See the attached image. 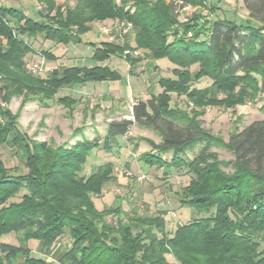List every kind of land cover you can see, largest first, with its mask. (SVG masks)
I'll list each match as a JSON object with an SVG mask.
<instances>
[{
	"label": "trees",
	"instance_id": "16d2710c",
	"mask_svg": "<svg viewBox=\"0 0 264 264\" xmlns=\"http://www.w3.org/2000/svg\"><path fill=\"white\" fill-rule=\"evenodd\" d=\"M36 1L34 15L0 5V148L14 149L26 168L7 167L0 155V264H47L32 254L29 242L47 254L65 234L59 264H264V117L235 128L223 140L204 128L195 112L170 107L167 95L168 90L184 91L197 105L217 103L220 92L228 94L220 99L226 106L254 100L264 90V0H242L256 24L206 19L200 12L177 20L176 8L202 5V0ZM106 19L122 27L130 23L133 43L82 38L93 22ZM37 37L55 46L89 44L93 63L64 64L43 77L33 74L25 56L35 52L29 40ZM132 49L154 60L166 58L173 64L172 76H160L161 91L132 105L133 119L109 120L102 139L83 136L52 147L30 138L5 106L11 87V93L26 89L42 100L63 86L121 80L118 70L101 62L123 56L133 74L142 58L124 53ZM40 53L57 58L49 50ZM202 77L211 84L190 87ZM58 99L67 107L76 104L70 96ZM133 123L153 128L161 137L157 143L142 138L151 145L140 154L144 163L185 167L189 173L177 200L191 216L174 229L168 228L164 210L139 213L120 204L95 206L93 198L114 178L112 161L82 173L93 149L109 151L119 145L118 138ZM80 131L75 128L73 134ZM212 146L233 157L218 159ZM5 235H13L16 243L3 240Z\"/></svg>",
	"mask_w": 264,
	"mask_h": 264
},
{
	"label": "rangeland",
	"instance_id": "374dc122",
	"mask_svg": "<svg viewBox=\"0 0 264 264\" xmlns=\"http://www.w3.org/2000/svg\"><path fill=\"white\" fill-rule=\"evenodd\" d=\"M66 1L68 0H56L59 4ZM202 2V5L187 4L176 8L177 20L184 22L192 13L200 12L206 19L219 17L239 23H244L245 19H249L248 22L256 24L250 18L242 0H202ZM24 3L30 5L31 9L24 8L30 15H34L35 11L39 9L36 0H0V5H13L18 8H21ZM121 25L112 19L93 22L91 30L85 33L82 38L87 42L121 41L123 39L132 42L130 23L123 27ZM29 42L35 52L25 56L26 68L33 74L42 77L52 68L64 64L91 65L93 63L90 59L92 48L89 44L55 46L45 42L41 37L30 39ZM41 50L52 51L57 55V58L47 59L40 53ZM130 52L142 58L132 69L133 74L129 73V65L123 56L112 55L101 62V64H108L118 70L122 75L121 80L63 86L54 93L53 97L42 100L28 94L27 92L30 90L26 91V89L21 90L20 93L15 91L11 93V87L9 88L10 98L5 106L16 116L20 129L30 138L44 140L52 147L64 142L70 145L83 136L90 139H102L106 123L109 120L133 119L132 105L139 99H147L151 94L161 91V87L157 84L160 76H172L173 64L166 58L154 60L143 56L141 49L125 50L124 53ZM194 67L195 65L192 66V69H195ZM210 84V78L202 77L193 82L190 87L203 88ZM26 95L29 97L28 99H26ZM167 95L170 107L179 108L190 115L196 113L201 125L223 140L228 139L230 132L235 128H242L250 121L264 117V102L262 100L264 90L259 91L254 100L231 106L221 104L220 99L228 95L223 92L217 94V103L204 102L201 105L193 103L194 99L187 96L184 91L168 90ZM1 96L0 92V100ZM63 96L75 98L76 104L73 105V108L58 101V98ZM75 128H80L81 133L74 135ZM142 138H147L155 143L161 140L159 132L155 129L133 123L127 134L118 138L119 145L109 151L93 149L88 155L82 173L88 175L97 165L112 161L114 178L106 182L99 197L93 198L95 206L102 209L120 204L124 210L136 207L139 213L164 210L168 228L174 229L177 222H185L191 216L190 209L181 207L177 200L178 194L188 184L189 173L185 167L167 169L144 163L140 159V154L149 150L151 145ZM211 150L215 151L220 160H229L233 157L232 153L224 148L212 146ZM0 155L7 167L18 166V171H26L18 156L15 155L14 149H10L8 145L0 148ZM192 155L191 152L187 154L189 158ZM107 219L111 220V216H107ZM2 239L16 243L13 235L8 237L5 235ZM67 241V234L61 236L47 254L39 252L36 242L30 241L29 246L32 249V254L42 256L47 264H59L57 257ZM168 259L171 260V256L168 255Z\"/></svg>",
	"mask_w": 264,
	"mask_h": 264
},
{
	"label": "crops",
	"instance_id": "0c3cea01",
	"mask_svg": "<svg viewBox=\"0 0 264 264\" xmlns=\"http://www.w3.org/2000/svg\"><path fill=\"white\" fill-rule=\"evenodd\" d=\"M28 5H29L28 3H27V4H25V3H24L23 5H21V7H22V8H25V7H27V9H28V8H30V9H31L30 5H29V6H28Z\"/></svg>",
	"mask_w": 264,
	"mask_h": 264
}]
</instances>
